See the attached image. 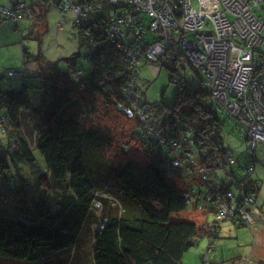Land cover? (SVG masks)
<instances>
[{"label": "trees", "instance_id": "1", "mask_svg": "<svg viewBox=\"0 0 264 264\" xmlns=\"http://www.w3.org/2000/svg\"><path fill=\"white\" fill-rule=\"evenodd\" d=\"M53 1L58 5L61 2ZM18 2L25 5L23 18L27 12L31 17L25 0L12 1L8 7ZM68 2L83 9L74 20L83 34V60L93 57L98 50L105 52L103 49L107 48L116 60L123 61L122 74L116 83L103 85L99 88L101 91L96 92V87L90 84L96 65L92 69L88 65L87 71L75 68L67 71L58 63L49 64L38 75L42 78L40 90L43 91L45 108L34 107L21 88H2L0 80V176L5 185L2 189L0 184V200L9 204L0 210V250L13 252L22 261L32 264H66L71 253L74 254L72 259L84 256L89 264H183L185 254L200 237L198 226L171 222V216L182 213L192 204L187 195L194 187H199V192L223 197L230 192L236 193L232 186L237 188L239 183L227 186L218 176L220 170L232 174L231 167L218 164L232 157L226 148L223 124L215 109L219 105L209 102L210 95L203 84L191 89L183 87L177 79L176 68L182 67V61H187L185 56L178 61L179 65L174 62L170 68L166 63H154L167 69L170 81L179 85L174 106L166 110L165 121L170 129L166 124L161 128L157 124V127L166 137L178 141L188 136L191 129L192 147L198 151L195 164L208 169L215 181L207 189L201 183L197 164H194V168L187 172L197 181L193 179L185 191L178 190L171 182L174 177L162 167L163 149L156 145L158 155L153 162L140 165L136 160H129L116 166L113 159L116 155L109 157L106 154L113 146L112 138L100 123L89 122L93 118L90 115L95 102L101 98L123 115L119 105L129 106L125 96L132 84L130 77L135 79L134 90L137 92L141 60L153 63L146 57L147 51L162 37L150 32L152 19L149 15L139 14L122 0ZM128 18L135 21L134 27ZM118 21L122 22L120 29L125 33L124 39L114 33ZM140 26L145 31L142 40L135 30ZM149 34L157 38L147 42ZM119 43L123 45L119 47ZM133 49L137 50L139 65L136 67L129 63L126 52ZM81 57V52L74 53L71 65ZM8 76L19 77L25 83V74L11 71ZM137 102L151 109L142 103L140 97ZM152 110V120L157 123V113L154 108ZM26 111L30 114L25 115ZM135 120L138 136L144 143L139 134L143 124ZM35 150L42 154L46 169L38 164ZM30 181L38 185L37 197L29 194L27 184ZM9 189L13 195L8 193ZM55 190L66 193L52 207L48 196ZM222 203L212 195L203 202L196 201L193 206L197 209L200 205L206 214L213 216ZM146 205L155 209L163 221L150 218L144 211ZM234 221L228 222L237 227H248ZM220 230L221 225L214 239ZM203 264L212 262L207 257Z\"/></svg>", "mask_w": 264, "mask_h": 264}, {"label": "rangeland", "instance_id": "2", "mask_svg": "<svg viewBox=\"0 0 264 264\" xmlns=\"http://www.w3.org/2000/svg\"><path fill=\"white\" fill-rule=\"evenodd\" d=\"M12 1L17 0H0V7H8ZM25 3L32 18H25L19 23L9 19L7 24H2L0 27V80L2 88H21L34 107L45 108L43 91L40 90L42 78L38 76L40 71L52 63H58L62 69L67 71L73 68L87 71L88 67L85 66L88 63L83 60L85 51L81 46L83 34L74 24L76 17L74 11L69 9L63 11L53 0H25ZM153 38H157V36L149 34L146 41L151 42ZM171 42L175 44L174 37H171ZM176 48L180 49V47ZM78 51L81 52L82 57L72 66L71 63L74 61L72 55ZM181 64L182 67L176 68L175 76L180 80L182 86H188L191 89L202 86L206 76L202 72L193 70L187 61H182ZM256 65L260 68L263 65L259 57L256 58ZM11 71L25 74V83L19 77H9L8 74ZM87 76L91 77V74L87 72ZM170 77V72L167 69H162L159 74H156L146 66H141L136 82L137 96L151 109H155L157 113L155 120L158 126L161 128L166 124L168 129H170V125L165 121L166 110L174 106L179 92V85L176 82H171ZM93 109V114L90 115L93 118H90L89 122L100 123L103 129L109 133L113 140V146L106 154L109 157L116 155L113 158L116 166L119 167L129 160H136L140 165H146L157 159L155 156L158 155V149L155 146V141L143 140L145 141L143 143L141 137L138 136V124L135 116L130 118L128 113L119 110L124 116L120 115L102 98L95 102ZM215 109L223 124L226 148L235 159L234 165L229 168L232 174H226L225 170L218 171L220 181L226 183L227 186L235 182L246 181L248 188L251 189L255 185L259 195L258 204L261 206L264 204V146H260L256 152H251L247 141V129L220 107L216 106ZM29 114V111L25 112V115ZM141 132L143 133L142 128L139 134ZM159 148L163 147L159 146ZM196 152L198 151H194L195 159H197ZM34 154L41 168L46 169L45 160L39 150H35ZM253 154L257 158L256 172L250 175L246 169L254 166L251 163ZM229 169H227L228 172H230ZM193 179L194 175L185 172L171 182L176 184L178 190L185 191L190 188L189 185ZM194 181L197 180L194 179ZM2 182L3 177L0 176V184L4 189L5 185ZM16 183L19 184L17 179ZM27 188L29 194L37 197L38 185L34 181L28 182ZM232 188L234 192H238L236 186H232ZM11 192L13 195V191L9 189L8 193L11 194ZM64 193L66 192L63 190H55L54 193H50L48 196V200L51 202L50 206L54 207ZM7 202L0 200V210H4L9 205ZM98 209H101V206H98ZM18 211L23 212L22 209H18ZM204 214L206 213L203 209L198 210L192 205L180 214H173L171 222L197 224L200 220L202 223L206 216ZM148 216L157 218L156 214L150 211H148ZM213 220L212 216L211 221ZM210 224L209 222L206 225V229ZM222 225L223 229L215 239L208 237L210 234L207 230L205 232L207 236L197 237V244L185 254L183 264H203V260L207 257H210L212 264H234L232 262L256 264V258L258 259L256 256V252H258L256 250V231L251 227H234L230 222H224ZM202 228L199 229V233L205 231ZM260 248V252L264 253L263 247ZM73 257L74 254L71 253L66 264H89V260H86L87 258L84 256L82 259L80 256H76L75 259H72ZM64 259L66 260V258ZM0 264L32 263L24 262L17 254L2 249L0 250ZM47 264L52 263L48 262Z\"/></svg>", "mask_w": 264, "mask_h": 264}, {"label": "built area", "instance_id": "3", "mask_svg": "<svg viewBox=\"0 0 264 264\" xmlns=\"http://www.w3.org/2000/svg\"><path fill=\"white\" fill-rule=\"evenodd\" d=\"M122 1L128 7H134L139 14L149 15L152 19L150 32L162 37L149 47L146 57L153 63H166L170 68L174 62L179 65L178 61L185 56L192 68L206 76L203 86L210 95L209 102L219 105L247 129L251 152L264 146V0ZM59 6L74 11L77 16L83 11L80 7H73L68 0H61ZM24 10L25 5L18 2L7 8L0 7V14L19 22ZM128 21L133 22L132 27L135 26L134 20L128 18ZM121 24L118 21L114 33L119 39H124ZM135 30L142 40L145 33L143 27ZM171 37H174L175 44L171 42ZM122 45L119 43V47ZM136 51H126L128 61L133 66L139 65ZM257 57L263 62L261 68L256 65ZM130 80L132 84L125 96L129 106L119 105V110L128 113L130 118L135 116L143 124V140L155 141L156 146L163 147L161 163L168 173L175 176L181 171L194 168L197 163L195 164L192 147L194 140L190 137L191 129L188 130V136L179 138V141L173 140L171 136L166 137L152 120L154 111L137 102L135 79L130 77ZM204 155L203 153L202 156ZM255 158L253 154L252 163H255ZM234 163L233 157H227L225 162L218 164L232 168ZM255 170V165L247 169L250 175ZM197 172L201 183L210 189L215 178L209 174V170L197 164ZM237 190L238 192H230L223 197L210 192H199L196 187L188 193L187 198L192 202L190 206L196 201L210 199L212 195L217 201H223L217 214L213 215L214 220L209 228L201 236H207V230L210 234L208 237L214 238L219 226L228 221L235 220V224L255 226L258 189L255 185L253 189L248 188L246 181H243L238 183ZM197 209L203 208L199 205Z\"/></svg>", "mask_w": 264, "mask_h": 264}, {"label": "crops", "instance_id": "4", "mask_svg": "<svg viewBox=\"0 0 264 264\" xmlns=\"http://www.w3.org/2000/svg\"><path fill=\"white\" fill-rule=\"evenodd\" d=\"M56 7H58V6H56ZM62 10L64 11V9H62ZM29 13H30L31 17L28 16V12H27L26 16L23 19L32 18L30 11H29ZM8 20L9 19L5 18L3 15H0V27L2 24H7ZM22 20H20V21H22ZM23 34H25V33H23ZM34 34H35V32L33 33V35ZM25 35H24V37L27 36V35L26 36ZM81 46H82V44H81ZM103 50L105 52L98 50L94 53L93 57L92 56L90 58L86 57V61H85L88 63L85 67H87L89 65L90 68L92 69V67H94V65H96V69L93 68L94 70L92 71V83L90 80V84H92V86L96 87V92L101 91L99 88L103 85H108V84L113 85L114 83H116V80L119 78V75L121 74V72L123 70V65L121 64V62H123V61L121 59H117L118 60L117 61L112 55H110L111 52L109 51V49L106 48ZM78 52H80V51H78ZM255 62H256V58H255ZM141 66H146L147 69H151L156 74H159L162 70V68H159V66L157 64L147 62L146 60H141L140 67ZM40 67H41V65H40ZM75 70H77V69H75ZM104 75H106V76L104 77ZM142 103H143V101H142ZM185 172H187V171H181L179 174L173 176L174 177L173 179H175L178 176H181ZM255 172H256V170H255ZM166 173H168V172H166ZM168 174H170V173H168ZM170 176H171V174H170ZM191 185H192V183L189 186H191ZM258 197H259V195H258ZM258 200L259 199L257 198L256 208L258 209L257 210L258 214L256 216V224H255V226H253L251 228H253L256 231V250H258V252H256V256L258 257V259L256 258V264H264V253L260 252V249H261L260 247H263V249H264V204L260 206L258 204ZM144 211H146L147 213H148V211H150L153 214H156L157 218H153L155 221H163L162 218L159 216L158 212L155 209L151 208L150 206H147V205L144 206ZM204 215H206V216H204ZM204 215L203 216L205 217V219L202 220V223H200V220L197 222L198 233H199V229H201L202 227H203L202 229H206V225L209 222L210 223L212 222L211 221L212 216H210L208 214H204ZM230 223L234 227H237L232 222H230ZM238 228H240V227H238ZM222 229H223V225H221V230ZM199 236L203 237V236H201V232L199 233ZM209 259H210V257H208V260ZM234 264H236V262H234Z\"/></svg>", "mask_w": 264, "mask_h": 264}]
</instances>
